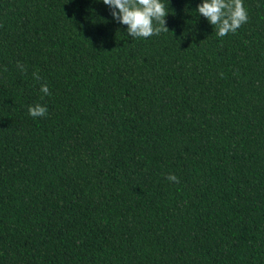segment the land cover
<instances>
[{"label": "trees", "instance_id": "16d2710c", "mask_svg": "<svg viewBox=\"0 0 264 264\" xmlns=\"http://www.w3.org/2000/svg\"><path fill=\"white\" fill-rule=\"evenodd\" d=\"M199 2L131 38L99 0H0V264H264V0L224 37Z\"/></svg>", "mask_w": 264, "mask_h": 264}, {"label": "clouds", "instance_id": "9594fccd", "mask_svg": "<svg viewBox=\"0 0 264 264\" xmlns=\"http://www.w3.org/2000/svg\"><path fill=\"white\" fill-rule=\"evenodd\" d=\"M103 3L113 20L126 26V32L131 38H147L159 34L165 27V16L170 13L164 0H99ZM169 2V0H168ZM196 12L201 14L211 26H216L217 37L235 33L249 19L244 0H200ZM23 71V65H19ZM36 79L39 76L34 73ZM44 96L50 95L46 83L40 85ZM47 106L35 103L28 106V114L33 118L44 117ZM166 179L178 182L175 174L169 173Z\"/></svg>", "mask_w": 264, "mask_h": 264}]
</instances>
